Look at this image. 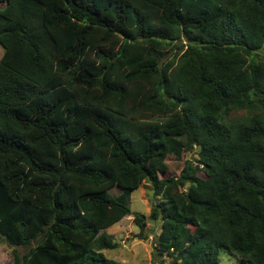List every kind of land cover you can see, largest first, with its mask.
I'll use <instances>...</instances> for the list:
<instances>
[{
    "label": "trees",
    "instance_id": "trees-1",
    "mask_svg": "<svg viewBox=\"0 0 264 264\" xmlns=\"http://www.w3.org/2000/svg\"><path fill=\"white\" fill-rule=\"evenodd\" d=\"M0 44V236L35 241L22 264H129L105 228L143 179L161 262L264 264V0H0Z\"/></svg>",
    "mask_w": 264,
    "mask_h": 264
},
{
    "label": "rangeland",
    "instance_id": "rangeland-1",
    "mask_svg": "<svg viewBox=\"0 0 264 264\" xmlns=\"http://www.w3.org/2000/svg\"><path fill=\"white\" fill-rule=\"evenodd\" d=\"M3 48L0 44V56ZM242 111H238L241 113ZM196 150H184L182 156L177 158L173 153H169L165 159V164L158 169L160 176L178 175L186 159L193 160L196 157ZM204 175L203 170L197 172ZM110 192L115 194L116 189ZM155 198L151 183L143 179L137 188H134L129 197L131 212L117 222L105 228L116 241V247L103 249V253L111 258L129 264H172L171 258L161 262L160 258L153 253L155 237L160 228V218L150 216V200ZM156 199V198H155ZM134 212L143 215L142 225L136 223ZM35 245V241L25 245L10 244L5 238L0 236V264H22L23 254L29 247ZM215 264H238L235 257L225 252L219 253V260Z\"/></svg>",
    "mask_w": 264,
    "mask_h": 264
}]
</instances>
